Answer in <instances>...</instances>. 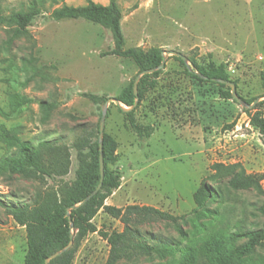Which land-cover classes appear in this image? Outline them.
Here are the masks:
<instances>
[{
  "label": "rangeland",
  "instance_id": "374dc122",
  "mask_svg": "<svg viewBox=\"0 0 264 264\" xmlns=\"http://www.w3.org/2000/svg\"><path fill=\"white\" fill-rule=\"evenodd\" d=\"M87 1L0 0V127L31 145L38 166L0 165V264H24L28 248L26 229L8 207L49 208L73 194L77 172L96 174L88 151L98 140L105 101L95 103L80 93L116 97L154 66L158 51L166 56L164 67L141 84L140 77L141 99L134 108L136 121L152 126V134L131 131L121 110L129 106H107L102 142L113 150L106 169L119 174L121 183L104 204L167 213L162 222L139 226L175 251L110 261V245L101 232H120L124 225L99 209L92 219L96 231L79 237L69 226L76 238L67 260L185 264L183 249L195 246L194 264H212L219 254L248 242L240 263L264 264V141L248 115L264 116V0H90L116 4L122 48L141 51L140 65L131 57L100 55L114 47L103 26L51 15ZM26 13L34 18L21 29L17 17ZM171 50L183 53L188 63L166 53ZM193 62L203 70L225 64L237 94L253 105L245 108L225 98L228 85L199 80ZM11 94L22 103L12 105ZM15 140L0 137V160L17 154ZM248 231L249 236L233 235Z\"/></svg>",
  "mask_w": 264,
  "mask_h": 264
},
{
  "label": "trees",
  "instance_id": "16d2710c",
  "mask_svg": "<svg viewBox=\"0 0 264 264\" xmlns=\"http://www.w3.org/2000/svg\"><path fill=\"white\" fill-rule=\"evenodd\" d=\"M52 17L56 20L60 19H82L87 20L103 26L111 32L114 40V47L101 52V56L115 55L119 57H131L140 65L142 52L133 48L123 49L124 35L121 28L122 14L114 2L109 5L87 1L82 6H67L64 5L52 11ZM34 18V13H26L17 17L19 27L24 29ZM155 64L152 67L158 66L162 60L161 51L154 54ZM195 70L207 77V80L213 81L212 78L223 79L231 81L229 74L225 68V64L220 63L217 66L211 65L207 70L198 67L194 62L192 63ZM150 67V68H152ZM145 70V69H144ZM159 73L156 70L150 74H144L139 84L149 76H155ZM194 76L203 81L204 78L198 76L194 71ZM133 82L128 83L116 96V98L126 106H132L136 97L140 101L141 96L137 92L134 94ZM217 82V81H216ZM233 82V81H231ZM220 85H226L218 82ZM234 83V82H233ZM235 84V83H234ZM231 89L224 92L225 98L234 99L231 95ZM81 96L88 98L92 102L98 103L106 101L108 98L103 94H94L89 92H81ZM17 94H11L10 100L12 105L22 103L18 100ZM242 98V97H241ZM243 99V98H242ZM235 100V99H234ZM244 100V99H243ZM245 101V100H244ZM246 102V101H245ZM247 103V102H246ZM248 104V103H247ZM122 110V109H121ZM127 117L128 124L133 133L139 136L149 137L153 132V127L150 125H143L138 123L135 119V110L124 112ZM249 115V123L255 127L264 141V116L256 111ZM101 117V113H100ZM100 120V118H99ZM98 120V132H99ZM0 137L7 140H15L11 134L2 130L0 127ZM18 147V152L13 157H5L0 160L2 163H7L10 166L18 167L24 164H33L36 167L34 149L28 142L15 140ZM103 161H104V178L100 190L96 195L91 197L86 203L82 204L76 209L70 211L72 228L79 237L84 236L88 232L96 231V226L92 219L99 209H105L113 216L119 217L124 225L120 232H101V235L107 240L110 245L109 259L112 262L124 260L133 262L139 257L150 256L152 253H157L164 257L167 254H173L174 248L165 240L158 237L153 231L142 230L140 224L152 225L156 222H162L170 216L151 206L129 205L125 208H114L104 204L105 199L116 190L121 183L120 175L108 172L106 169V162L108 156L113 150V145L108 149L106 143L103 141ZM88 154L94 155L96 174L94 175L87 169H82L77 172L73 183V194L69 197L62 198L58 203L53 204L49 208H33L27 210L26 206L22 207H8L9 213L12 217L26 229L27 238V253L24 264H44L45 258L53 252L63 248L70 241L69 220L67 218V209L71 205L81 202L99 183V143L98 140L90 144ZM44 173L50 172L41 168ZM72 241L76 238L72 234ZM235 236H249L251 232H243L241 234L234 233ZM250 248L248 242L232 247L226 254H219L215 262L212 264H241L240 256ZM184 250L183 260L185 264H194L196 256V247L187 246ZM72 248H69L60 256L49 261V264H69L68 260L71 256ZM68 258V260H67ZM234 259V261H232Z\"/></svg>",
  "mask_w": 264,
  "mask_h": 264
},
{
  "label": "water",
  "instance_id": "95a60500",
  "mask_svg": "<svg viewBox=\"0 0 264 264\" xmlns=\"http://www.w3.org/2000/svg\"><path fill=\"white\" fill-rule=\"evenodd\" d=\"M167 54H174V55H177L178 57L181 58V60L185 63H188V59L187 57L181 53V52H178V51H166ZM162 54V60H161V63L158 65V66H155V67H152V68H148V69H145V70H142L135 78L134 82H133V90H134V94L137 95V85H138V81L140 79L141 76H143L144 74H150L156 70H160L164 67V64H165V58L166 56L164 55V52H161ZM189 69L191 70V67H189ZM198 76L204 78V79H207L206 76H203L201 73H198V72H195ZM213 81H217V82H220V83H223V84H226L230 87L231 89V95L232 97L237 101L239 102L240 104H242L245 108H249L251 107L253 104H247L236 92V85L231 82V81H226V80H223V79H216V78H212ZM264 97V96H263ZM259 98H256L254 100V103L258 101ZM110 102H114L116 104H119L120 101L116 98V97H108L106 99V101L104 102V105H103V108L101 110V117H100V120H99V136H98V143H99V173H100V179H99V183L98 185L87 195L85 196V198L77 203V204H73L70 206L69 209H67V218L69 220V224H70V227L72 228V222H71V213L70 211L73 210V209H76L78 208L79 206H81L82 204L86 203L91 197H93L94 195L97 194V192L100 190L101 188V185H102V181H103V178H104V161H103V150H102V147H103V142H102V136H103V130H104V122H105V116H106V113H107V106ZM138 103V97H136L135 99V102L133 103L132 106L128 107V108H121L123 112H128L130 110H133L135 108V106L137 105ZM72 237L73 235L70 234V241L68 242V244L66 246H64L63 248H61L60 250H57L55 252H53L52 254H50L48 257L45 258V261H44V264H49V261L60 256L62 253H64L66 250H68L70 248V246L72 245Z\"/></svg>",
  "mask_w": 264,
  "mask_h": 264
}]
</instances>
